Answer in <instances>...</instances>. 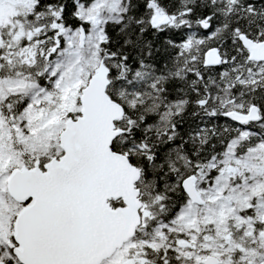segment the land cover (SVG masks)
<instances>
[{
  "label": "snow or ice",
  "instance_id": "obj_1",
  "mask_svg": "<svg viewBox=\"0 0 264 264\" xmlns=\"http://www.w3.org/2000/svg\"><path fill=\"white\" fill-rule=\"evenodd\" d=\"M0 264H264V0H0Z\"/></svg>",
  "mask_w": 264,
  "mask_h": 264
}]
</instances>
